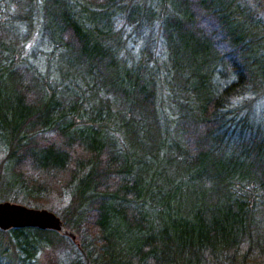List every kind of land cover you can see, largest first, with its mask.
<instances>
[{
	"label": "trees",
	"instance_id": "16d2710c",
	"mask_svg": "<svg viewBox=\"0 0 264 264\" xmlns=\"http://www.w3.org/2000/svg\"><path fill=\"white\" fill-rule=\"evenodd\" d=\"M263 9L0 0V201L76 235L0 230V264H264Z\"/></svg>",
	"mask_w": 264,
	"mask_h": 264
},
{
	"label": "water",
	"instance_id": "95a60500",
	"mask_svg": "<svg viewBox=\"0 0 264 264\" xmlns=\"http://www.w3.org/2000/svg\"><path fill=\"white\" fill-rule=\"evenodd\" d=\"M31 227L53 230L59 235L75 240V232L68 229L53 212L44 208H33L10 201L0 202V230Z\"/></svg>",
	"mask_w": 264,
	"mask_h": 264
},
{
	"label": "rangeland",
	"instance_id": "374dc122",
	"mask_svg": "<svg viewBox=\"0 0 264 264\" xmlns=\"http://www.w3.org/2000/svg\"><path fill=\"white\" fill-rule=\"evenodd\" d=\"M259 3H263V0H258ZM264 10V9H263ZM37 40V37H32L26 44V49L27 50H30V48H32L33 44L36 42ZM37 47H38V51L36 52V54H40L42 53L43 50H46L47 47L44 45H41V44H37ZM260 104L264 103V95L262 96V98L260 99ZM20 204V203H19ZM24 205V204H23ZM44 209H47V208H44ZM48 210V209H47ZM50 211V210H49ZM2 235V234H1ZM0 239H1V244H2V248L5 247H9L8 245V241L6 239V236L5 235H2L0 236ZM70 239V238H69ZM71 240V239H70ZM74 241V240H72ZM64 243H60L57 247V248H49V249H45V250H42V252H40L38 254V256L36 257V259L33 261V263L31 264H63L62 263V258H63V253H62V249L64 248ZM10 248V247H9ZM11 250V248H10ZM64 252V251H63ZM3 255L7 256V260L10 261V259L12 258L13 256V252L9 251L8 253L4 254Z\"/></svg>",
	"mask_w": 264,
	"mask_h": 264
},
{
	"label": "bare ground",
	"instance_id": "6f19581e",
	"mask_svg": "<svg viewBox=\"0 0 264 264\" xmlns=\"http://www.w3.org/2000/svg\"><path fill=\"white\" fill-rule=\"evenodd\" d=\"M1 202V201H0ZM15 203V202H14ZM23 205V204H22ZM26 206V205H25ZM28 207V206H27ZM40 230V229H39Z\"/></svg>",
	"mask_w": 264,
	"mask_h": 264
}]
</instances>
